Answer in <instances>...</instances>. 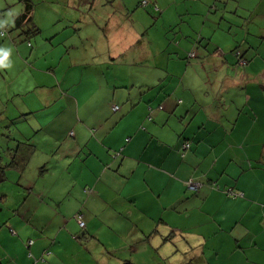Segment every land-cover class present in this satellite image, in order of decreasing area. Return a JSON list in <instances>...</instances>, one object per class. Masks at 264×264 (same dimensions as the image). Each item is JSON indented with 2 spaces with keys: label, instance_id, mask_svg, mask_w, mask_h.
<instances>
[{
  "label": "rangeland",
  "instance_id": "1",
  "mask_svg": "<svg viewBox=\"0 0 264 264\" xmlns=\"http://www.w3.org/2000/svg\"><path fill=\"white\" fill-rule=\"evenodd\" d=\"M32 1L34 22L41 30L30 38L32 47L19 36L20 32L11 28L5 30V38L0 37V44H6L0 48V58L6 57L0 64V161L3 164L10 161L17 141L36 147L25 169H9L7 180L0 183V216L18 212L21 219L30 223V234L35 232V236L27 240L29 246L34 241L45 240L54 253L59 232L77 240L75 234L82 233L77 216L82 215L84 221V213L94 215L87 207H92L96 191L86 180L96 178L98 182L100 174L92 175L84 167L89 155L87 144L93 138L90 147L95 148L94 142L102 139V132L98 131L122 117L123 112L114 107L131 109L138 103L139 95L148 91V88L142 91V85L155 87L164 82L167 67L168 75L176 77L182 72V64L185 65V87L184 90L181 87L180 98L184 97L187 106L189 94L191 103L197 98L203 107L195 124L210 114H221L228 122L230 112L240 104L239 109L243 108L247 114L241 122L245 119L251 122L253 118L257 132L258 125L264 129L263 89L254 93L258 98L254 101L256 112L250 108L253 90H258L256 83L260 79L251 72L253 80L248 78L242 83L241 79L231 84L229 76H235L231 71L237 65L223 63L222 57L224 53L234 56L239 51L252 61L250 55L258 57L263 53L264 40L257 34L264 25V4L263 8L259 7L260 0ZM246 10L253 14H246ZM203 29L210 34L205 39H210L211 44L219 46L223 42L219 47L224 53L218 57L214 53L205 56L204 40L203 47L197 50L199 58L182 60L199 48L194 32L198 34ZM257 48L261 50L259 53ZM198 74L199 84L193 87ZM243 75H246L244 68ZM127 97L131 100L125 103ZM23 110L37 112L29 114L27 121L8 124L7 118L16 117ZM85 128L89 135L84 133ZM78 154L83 163L74 158ZM103 177L109 179L110 172L103 173ZM75 225L79 226L78 232L71 231ZM44 230L50 233L48 238ZM99 231L101 238L105 232L107 240L108 230ZM120 235L128 236V230ZM120 235L116 234L118 243L124 242ZM86 243V239L81 240V250L67 242L68 253L57 250L62 255L56 253L55 262L95 264ZM132 246L126 254L122 253L123 257L121 254V260L117 255L111 263L186 264L188 261L186 250L180 257L170 252L141 255L140 250L137 252L138 243L136 252ZM48 256L45 262L36 264H48Z\"/></svg>",
  "mask_w": 264,
  "mask_h": 264
},
{
  "label": "crops",
  "instance_id": "2",
  "mask_svg": "<svg viewBox=\"0 0 264 264\" xmlns=\"http://www.w3.org/2000/svg\"><path fill=\"white\" fill-rule=\"evenodd\" d=\"M260 2L259 7L263 8L264 0ZM239 8L244 12L242 5ZM23 10L19 0H0V30L13 29L15 18ZM252 11L246 10V14H253ZM204 32L205 29L201 31ZM257 34L264 40V25ZM218 44L222 46L223 42ZM5 45L2 42L0 48ZM219 46L210 43L208 48L212 53ZM210 51L208 54L205 51V56ZM222 53L220 49L214 55L218 57ZM233 55H222L223 63L237 65L231 71L235 76H229L231 84L252 79L251 72L260 79L250 104L251 111L256 112L254 101L258 98L254 93L260 88L264 92V65L259 64H264V49L258 57L248 55L253 60L246 66ZM168 61L169 64L171 59ZM181 67L182 72L176 77L168 75L167 67L164 82L158 86L142 85V91L146 86L148 91L139 95L138 103L131 109L119 108L122 117L98 131L102 132V139L94 142L95 148L90 147L94 139L89 141L85 148L89 150L86 161L79 154L74 157L84 162L92 175L100 173L98 182L96 178L86 180L96 191L92 207H87L94 215L84 213L85 229L75 234L79 239L73 240L59 232L57 247L52 249L54 253L45 240H33V245L28 247L27 240L35 236V232L30 234V223L22 220L18 212L8 213V217L0 216V264H34L33 259L40 258L46 249L51 252L48 264H60L54 260L56 253L61 254L57 250L68 253L67 242L82 250V239H86L87 252L92 254L95 264H112L111 259L117 255L121 260L122 253L133 248L131 244L136 252V243L141 255L170 252L180 257L186 250V264H264V129L258 125L257 132L253 118L251 122L247 119L241 122L247 114L243 108L239 109L240 104L230 112L228 122L221 114H210L195 124L203 107L197 98L191 103L189 94L187 106L183 95L180 98L186 71L185 65ZM199 78V74L194 77L193 87L198 86ZM128 100L131 97L125 103ZM36 112L20 111L16 117L7 118L8 124L27 121L30 119L27 115ZM84 133L89 135L88 131ZM185 141L190 142L191 148L183 156L181 146ZM106 171L110 172L109 179L103 177ZM189 182H198L201 186L192 191L188 188ZM231 192L237 194L231 195ZM64 223L59 225L63 227ZM78 227L75 225L71 231L78 232ZM101 228L108 230L107 240L105 232L100 237ZM125 230L128 236L122 237L121 231ZM43 234H47L46 238L50 235L45 230ZM116 234L124 242L118 243Z\"/></svg>",
  "mask_w": 264,
  "mask_h": 264
},
{
  "label": "trees",
  "instance_id": "3",
  "mask_svg": "<svg viewBox=\"0 0 264 264\" xmlns=\"http://www.w3.org/2000/svg\"><path fill=\"white\" fill-rule=\"evenodd\" d=\"M23 6H24V10L21 14H19L15 20H14V24H13V29L12 31H16V30H19L20 32V37H24V41L28 42V45L29 47H32V44H31V41H30V38L34 35H37L39 33H41V30L37 27V25L35 24L34 22V3L32 0H19ZM208 35V38H210V34H206V33H198V34H195V36L197 37V40L196 42H199L200 46L199 48H196V50L194 49L192 53L189 54V56L191 54H195V56L193 57L194 59H197L199 58V55H198V52L197 50L199 51L200 48L203 47V44H202V41L206 40V45H205V48H204V51L208 52L210 51L208 46H209V43L211 42V40H207L205 39V36L207 37ZM6 37V32L4 29L0 30V37ZM213 38V37H212ZM220 51V49H216L215 51H213L212 53H215L216 54ZM205 53V52H204ZM211 53V51H210ZM235 56L237 57L238 59V62L244 66L247 65L248 61L243 54H241V52H235L234 53ZM187 55V57L185 59H192L191 57H189ZM143 88L142 86L140 87V89ZM147 88V86L145 87ZM117 108V109H116ZM114 110H119V107H114ZM29 115V114H28ZM27 115V116H28ZM18 145L17 147L13 150L12 154H11V159L8 163L6 164H3L1 161H0V183L4 182L5 180H7V172L9 169H18L20 171H23L25 169V167L28 165L29 163V160L31 159V157L33 156V154L35 153L36 151V147L30 143H26V142H19L17 141ZM191 148V144L189 141H185V143L181 146V149H183V156L185 155V151L187 150H190ZM191 182L188 183V188H189V184ZM198 183V182H197ZM214 185V184H212ZM217 186V184H215V187ZM218 187V186H217ZM237 194L236 192L234 193V195ZM82 216V215H81ZM80 228L82 229H85V227H81ZM78 237V236H77ZM76 237V238H77ZM79 239V237H78ZM169 239V237H168ZM27 245L28 247L29 246V243L27 242ZM51 254V252L46 249L44 251V255H42L40 257V259H35L34 261V264L36 263H39V262H45V257L48 256V255ZM125 264H127L125 262ZM129 264V262H128Z\"/></svg>",
  "mask_w": 264,
  "mask_h": 264
},
{
  "label": "built area",
  "instance_id": "4",
  "mask_svg": "<svg viewBox=\"0 0 264 264\" xmlns=\"http://www.w3.org/2000/svg\"><path fill=\"white\" fill-rule=\"evenodd\" d=\"M195 56V54H191L190 57L193 58ZM117 109V108H116ZM201 184L200 183H195V182H191L189 184V189L192 191H197L200 188ZM234 194L233 192H231V195ZM78 220H79V224L81 227H85V223L84 221H82V216L78 215L77 216Z\"/></svg>",
  "mask_w": 264,
  "mask_h": 264
},
{
  "label": "clouds",
  "instance_id": "5",
  "mask_svg": "<svg viewBox=\"0 0 264 264\" xmlns=\"http://www.w3.org/2000/svg\"><path fill=\"white\" fill-rule=\"evenodd\" d=\"M3 59H6V57H4V58H0V64L3 63Z\"/></svg>",
  "mask_w": 264,
  "mask_h": 264
}]
</instances>
